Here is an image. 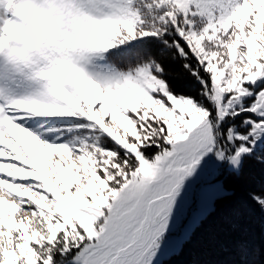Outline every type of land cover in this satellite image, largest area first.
<instances>
[{"label":"snow or ice","instance_id":"1","mask_svg":"<svg viewBox=\"0 0 264 264\" xmlns=\"http://www.w3.org/2000/svg\"><path fill=\"white\" fill-rule=\"evenodd\" d=\"M253 161L264 0H0V264H169Z\"/></svg>","mask_w":264,"mask_h":264},{"label":"trees","instance_id":"2","mask_svg":"<svg viewBox=\"0 0 264 264\" xmlns=\"http://www.w3.org/2000/svg\"><path fill=\"white\" fill-rule=\"evenodd\" d=\"M164 59L168 79L178 91L196 94L198 85L179 60ZM226 194L196 231L183 253L169 264H264V214L245 199L251 189L264 188V165L249 162L240 177L221 175ZM246 246V253L237 250Z\"/></svg>","mask_w":264,"mask_h":264},{"label":"rangeland","instance_id":"3","mask_svg":"<svg viewBox=\"0 0 264 264\" xmlns=\"http://www.w3.org/2000/svg\"><path fill=\"white\" fill-rule=\"evenodd\" d=\"M224 171H226V170H224ZM221 180H222V178H220ZM223 182V181H222ZM262 186H264V184L262 185ZM225 192H226V189H225ZM205 264H208V263H205Z\"/></svg>","mask_w":264,"mask_h":264}]
</instances>
